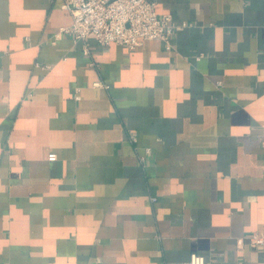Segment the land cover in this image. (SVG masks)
Instances as JSON below:
<instances>
[{
  "label": "crops",
  "instance_id": "crops-1",
  "mask_svg": "<svg viewBox=\"0 0 264 264\" xmlns=\"http://www.w3.org/2000/svg\"><path fill=\"white\" fill-rule=\"evenodd\" d=\"M61 3L0 0V264H264V0L89 54Z\"/></svg>",
  "mask_w": 264,
  "mask_h": 264
},
{
  "label": "built area",
  "instance_id": "built-area-1",
  "mask_svg": "<svg viewBox=\"0 0 264 264\" xmlns=\"http://www.w3.org/2000/svg\"><path fill=\"white\" fill-rule=\"evenodd\" d=\"M61 6L72 21L60 27L55 38L62 32L70 34L75 41L85 42L86 54L90 53L86 38L91 34L102 45L117 43L133 49L147 39L163 40L170 47L176 31L172 15L157 12L156 0H62ZM48 159L55 160L56 154L50 153ZM244 238L264 249V231H251L238 241ZM185 264H205V257L192 252Z\"/></svg>",
  "mask_w": 264,
  "mask_h": 264
}]
</instances>
